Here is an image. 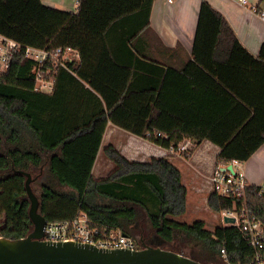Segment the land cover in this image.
I'll use <instances>...</instances> for the list:
<instances>
[{
	"label": "trees",
	"instance_id": "obj_1",
	"mask_svg": "<svg viewBox=\"0 0 264 264\" xmlns=\"http://www.w3.org/2000/svg\"><path fill=\"white\" fill-rule=\"evenodd\" d=\"M154 2L78 0L77 12H71L43 0H0V34L22 45L0 74V237L21 238L33 230L27 177L18 171L41 167L49 152L52 174L37 195L48 222L71 220L85 211L93 226L118 230L141 247L183 253L176 247L182 241L188 256L203 263L216 264L222 256L227 264H249L255 257L256 248L236 224L222 221L211 229L203 219L182 220L188 190L181 170L167 156L135 161L111 145L105 153L114 170L100 180L93 176L109 121L165 148L177 147L187 137L210 140L221 148L218 165L247 161L264 144V43L254 56L226 18L203 0L183 72L195 68L216 88H181L193 93L181 105V96L172 100L179 88H164L176 68L139 57L136 42L150 30ZM27 46L70 47L79 58L53 71V90L46 93L36 89L37 64L26 56ZM127 54L156 68L149 71L154 81L150 88H128L125 79L111 82L109 69L115 66L124 74L130 68L123 60ZM239 70L247 84L243 89L235 85ZM85 102L95 108L92 123L68 140L69 132L56 124L81 111ZM61 145L62 152L54 154ZM261 189L249 185L245 203L264 225ZM243 201L211 191L208 206L221 214Z\"/></svg>",
	"mask_w": 264,
	"mask_h": 264
},
{
	"label": "crops",
	"instance_id": "obj_2",
	"mask_svg": "<svg viewBox=\"0 0 264 264\" xmlns=\"http://www.w3.org/2000/svg\"><path fill=\"white\" fill-rule=\"evenodd\" d=\"M202 1L155 0L150 30H147L146 36H141L136 42L141 52L139 55L141 59L148 61L143 55L151 56L165 65L168 64L174 69L176 68L177 72L173 74L168 83H165L164 88H179L174 90L172 100H180L177 96H181V105H186L188 97L193 94L191 90L183 92L181 88H200V90L216 88V84L211 78L195 68H190L189 72H183L188 58L192 55ZM207 1L226 18L245 48L254 56H258L264 43V17L262 16L264 0ZM43 2L46 5L71 12L78 10L77 0H73V2L70 0H43ZM123 58L130 68L125 69L124 74L115 66L113 70L109 69L108 71H112L110 72L113 78L111 82L117 84L125 79L128 88H150L154 81L149 71L156 68L129 54ZM165 65L163 66L165 67ZM239 74L241 75L235 85L243 89L247 84L241 70H239ZM256 88H260V86ZM94 111L95 108L89 107L88 102H85L81 111L74 113L73 116L66 114L67 116L60 124H56V128L60 127L63 132H69L68 140H72L82 128L91 125V116ZM189 114H191L190 111ZM189 119L191 120L188 122L192 123V118L189 117ZM179 144H186L188 150L173 153L169 148L158 145L145 137L137 136L109 121L93 167V176L100 180L114 170V163L105 153V149L111 145L115 146L124 156L135 161H148L154 156H167L182 172L183 182L188 190L187 211L188 205H190V209L192 207L196 212L199 211L197 213L199 214L202 209L200 206H205V202L208 205V197L211 193L208 178L218 165L217 158L221 148L210 140L197 141L188 137ZM62 148L63 145L56 147L54 154L61 153ZM45 157L46 160L41 167L35 169L41 183L50 178L52 174L50 168L52 153L48 152ZM103 158L106 161L102 166ZM241 170L249 185L264 188V144L247 161L241 162ZM34 178L35 182L38 177ZM58 187L70 189L67 186Z\"/></svg>",
	"mask_w": 264,
	"mask_h": 264
},
{
	"label": "built area",
	"instance_id": "obj_3",
	"mask_svg": "<svg viewBox=\"0 0 264 264\" xmlns=\"http://www.w3.org/2000/svg\"><path fill=\"white\" fill-rule=\"evenodd\" d=\"M245 1L243 0V2ZM262 16L264 17V12ZM21 48L20 43L0 34V74L10 68L14 53L21 50ZM25 54L37 64L36 89L42 92L53 90L54 84L50 76L55 69L59 66L68 68L67 60L77 59L78 57V54H75L70 47L39 49L27 46L25 47ZM156 135L160 136L161 134L156 133ZM169 150L173 153H181L187 151L188 146L186 144H179L177 147L172 145ZM228 165L233 166V172L221 168ZM208 181L211 191L226 197L244 200L240 207L223 210L220 216L222 220L224 216L234 217L236 219L235 224L239 226L250 243L256 248L255 257L249 264H264V225L245 203L249 183L241 170V162L235 160L226 165H217L210 174ZM263 194L264 188L259 191L260 196L264 197ZM42 239L49 242L73 241L111 250H137L142 248L133 237L118 230L100 229L93 226L89 215L85 211H79L77 216L71 220L47 222Z\"/></svg>",
	"mask_w": 264,
	"mask_h": 264
},
{
	"label": "water",
	"instance_id": "obj_4",
	"mask_svg": "<svg viewBox=\"0 0 264 264\" xmlns=\"http://www.w3.org/2000/svg\"><path fill=\"white\" fill-rule=\"evenodd\" d=\"M221 168L234 171L232 165ZM18 172L27 177L25 185L33 230L21 238L0 237V264H215L152 245H143L137 250H111L73 241L43 240L48 221L40 211V199L31 186L35 178L30 172ZM235 221L234 217H223L225 224H235Z\"/></svg>",
	"mask_w": 264,
	"mask_h": 264
},
{
	"label": "rangeland",
	"instance_id": "obj_5",
	"mask_svg": "<svg viewBox=\"0 0 264 264\" xmlns=\"http://www.w3.org/2000/svg\"><path fill=\"white\" fill-rule=\"evenodd\" d=\"M70 1L73 2V0H70ZM105 161H106L105 158H103L102 166H103ZM31 174L33 177H38L35 182L33 181L31 186H32L33 190L35 191V193L39 196L41 193V188H40L41 181L39 180L40 177L38 176V173L35 170L31 171ZM105 176H107V175H105ZM200 207H202V209H201L200 213L197 214L199 211L196 212L195 209H193L192 207L190 209V205H188L187 214L184 215V217H182V220H186V221L191 222L194 219L203 218L206 220L208 228H211V229H213L217 224H220L222 222V218H221L220 214L211 210L209 208V206L207 205V202H205V206H200ZM143 216L145 219V222H144L145 225H148L146 215H143ZM186 246H187L186 243L182 242V241H177V243H176V247L178 248V250H180L181 252L186 253L188 255L190 253V250ZM205 263H208V262L205 261ZM216 264H227V263L224 261L222 256H218V262Z\"/></svg>",
	"mask_w": 264,
	"mask_h": 264
}]
</instances>
